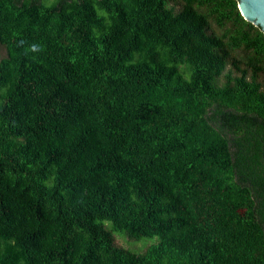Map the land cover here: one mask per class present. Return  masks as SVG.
<instances>
[{
  "label": "trees",
  "instance_id": "trees-1",
  "mask_svg": "<svg viewBox=\"0 0 264 264\" xmlns=\"http://www.w3.org/2000/svg\"><path fill=\"white\" fill-rule=\"evenodd\" d=\"M0 45V264H264L237 0H0Z\"/></svg>",
  "mask_w": 264,
  "mask_h": 264
},
{
  "label": "water",
  "instance_id": "water-1",
  "mask_svg": "<svg viewBox=\"0 0 264 264\" xmlns=\"http://www.w3.org/2000/svg\"><path fill=\"white\" fill-rule=\"evenodd\" d=\"M243 18L264 31V0H237Z\"/></svg>",
  "mask_w": 264,
  "mask_h": 264
},
{
  "label": "rangeland",
  "instance_id": "rangeland-1",
  "mask_svg": "<svg viewBox=\"0 0 264 264\" xmlns=\"http://www.w3.org/2000/svg\"><path fill=\"white\" fill-rule=\"evenodd\" d=\"M0 55L4 56L5 51L4 48L0 45ZM107 226L110 228V223L106 222ZM115 234L116 241L121 244L124 247H128L133 251H142L145 247H147L149 244L154 242V238H141L139 241H131L127 239L126 237L116 234L117 232H113Z\"/></svg>",
  "mask_w": 264,
  "mask_h": 264
}]
</instances>
